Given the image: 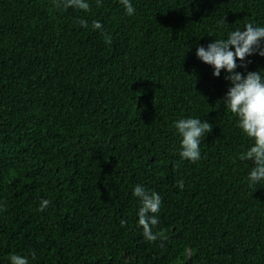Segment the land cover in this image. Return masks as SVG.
<instances>
[{
  "label": "trees",
  "instance_id": "obj_1",
  "mask_svg": "<svg viewBox=\"0 0 264 264\" xmlns=\"http://www.w3.org/2000/svg\"><path fill=\"white\" fill-rule=\"evenodd\" d=\"M87 2L0 0V264H264V181L250 186L240 159L251 141L222 102L225 73L195 56L264 26V0H131L132 16ZM188 117L212 127L195 163L173 127ZM136 185L161 197L155 241Z\"/></svg>",
  "mask_w": 264,
  "mask_h": 264
},
{
  "label": "clouds",
  "instance_id": "obj_2",
  "mask_svg": "<svg viewBox=\"0 0 264 264\" xmlns=\"http://www.w3.org/2000/svg\"><path fill=\"white\" fill-rule=\"evenodd\" d=\"M119 2L126 15H134L135 9L131 0H119ZM97 3L99 5V0ZM61 5L64 8L89 10L87 0H60L57 6ZM221 23H225V20L223 19ZM79 24L81 27H87L83 20H80ZM92 28L100 30L102 25L94 21ZM105 42L110 44V38H106ZM252 55L264 57V26L252 23L246 24L242 30L237 28L229 31L226 36L215 39L206 46L195 48V56L212 68V76L220 77L223 70L224 79L230 85L222 102L236 117L241 133L251 141L247 151L240 155V159L250 160L253 164L246 178L250 186L264 181V69L243 73L237 69L244 68L243 62ZM173 127L180 138L181 159L192 163L199 161L201 138L212 129L210 123L188 117L174 121ZM132 195L140 202L137 215L138 224L143 228V236L148 241H155L159 234H154L152 228L158 223L155 214L160 210L161 197L158 193L147 190L143 185L134 186ZM49 203L48 199L42 200L37 211H44ZM9 264H29V260L25 256L12 254L9 257Z\"/></svg>",
  "mask_w": 264,
  "mask_h": 264
}]
</instances>
